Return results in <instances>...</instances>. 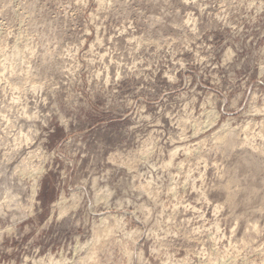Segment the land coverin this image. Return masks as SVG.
Segmentation results:
<instances>
[{
	"label": "rangeland",
	"instance_id": "rangeland-1",
	"mask_svg": "<svg viewBox=\"0 0 264 264\" xmlns=\"http://www.w3.org/2000/svg\"><path fill=\"white\" fill-rule=\"evenodd\" d=\"M250 3L0 0V264H99L101 237L124 264H264V7Z\"/></svg>",
	"mask_w": 264,
	"mask_h": 264
},
{
	"label": "clouds",
	"instance_id": "clouds-1",
	"mask_svg": "<svg viewBox=\"0 0 264 264\" xmlns=\"http://www.w3.org/2000/svg\"><path fill=\"white\" fill-rule=\"evenodd\" d=\"M255 3H256V0H251V3L249 4V8L255 6ZM262 7H264V0H262ZM140 111H143V109H138L137 114H139ZM69 119H72V118L69 117ZM132 119L136 120V116H133ZM62 122L65 124V126H67L68 121H62ZM139 126H140L139 121H137L136 124H134L132 127L122 126L121 131L127 135L129 140H131L133 134L135 133V129L138 128ZM59 135H63V134L60 133ZM57 139H58V136L52 138L53 145L55 144V141ZM139 141H140V136L136 135L135 142L139 143ZM193 151H196V149L193 148ZM188 155L190 156L191 153H188ZM46 159H50V158H46ZM8 163H11V161L7 157H5L3 160H0V165H6ZM197 165L202 166V160H195V163L193 165H190V167H192L193 170H196ZM37 167L39 171H38V174L33 177L34 185H36V183L40 180L41 174H43L44 172L43 164H40ZM13 175H15V173H13ZM207 179H208L207 185H205V183L202 180L200 188L193 189L194 191H196L198 194L201 195L204 203H208V201L206 200V198L203 197V193L201 192V189H203V192H208V193L217 191V187L215 186V179L214 178H207ZM50 180H51L50 177H46L44 179L43 191L40 193V199L44 201L45 205H47L54 198V193L50 185ZM56 187L59 188L58 183L56 184ZM35 190L36 189L34 187V191ZM226 203L227 202H225V204ZM77 230H79L81 234H86L88 230V221L86 220L77 221L75 223V227L73 230L74 234ZM116 235L119 236V233H116ZM76 238L78 239L79 237H76ZM97 244H98L97 252L100 255L99 264H124V259H123L124 245L120 240L113 241V240L107 239V237H101V239L97 241ZM141 264H149V261L141 258Z\"/></svg>",
	"mask_w": 264,
	"mask_h": 264
},
{
	"label": "bare ground",
	"instance_id": "bare-ground-1",
	"mask_svg": "<svg viewBox=\"0 0 264 264\" xmlns=\"http://www.w3.org/2000/svg\"><path fill=\"white\" fill-rule=\"evenodd\" d=\"M230 260V259H229ZM230 263V262H229Z\"/></svg>",
	"mask_w": 264,
	"mask_h": 264
}]
</instances>
